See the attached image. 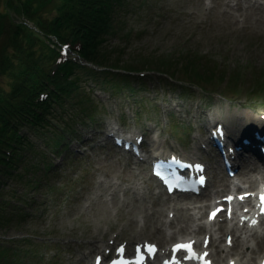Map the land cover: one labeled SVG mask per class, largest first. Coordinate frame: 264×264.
<instances>
[{
	"label": "rangeland",
	"instance_id": "obj_1",
	"mask_svg": "<svg viewBox=\"0 0 264 264\" xmlns=\"http://www.w3.org/2000/svg\"><path fill=\"white\" fill-rule=\"evenodd\" d=\"M115 24L116 32L100 47L103 61L160 69L158 65L168 60L173 70L169 72L178 79L176 71L181 72L189 56L212 70L218 67L215 76L201 83L205 91L195 85L188 91L187 83L169 84L165 75L152 74L139 80L142 84L131 81L113 93L82 78V108L55 110V116L63 118L44 136L25 130L36 151L43 152L36 156L42 161L30 156L28 164L55 165L47 173L35 171L36 188L0 179L3 198L12 197L11 192L19 195L0 207V246L16 250L20 264H88L113 233L118 242L150 240L164 245L168 235L183 228L179 221L162 226L168 233L162 240L155 228L167 221L169 211L185 208L187 221L194 215L205 217L207 200L160 194L148 164L115 148L105 137L109 129L144 135L147 158L152 150L166 147L207 160L212 170L207 194L219 191L218 183L227 184V177L215 157L195 151L194 135H205L218 121L231 135L259 126L264 92L249 89L264 80V0H127ZM4 82L1 78L0 86ZM179 86L185 91L182 95ZM209 91L221 96L211 99ZM60 139L62 144L56 145ZM237 175V183L247 186ZM164 199L169 207H161ZM173 213L178 217V211Z\"/></svg>",
	"mask_w": 264,
	"mask_h": 264
},
{
	"label": "trees",
	"instance_id": "obj_2",
	"mask_svg": "<svg viewBox=\"0 0 264 264\" xmlns=\"http://www.w3.org/2000/svg\"><path fill=\"white\" fill-rule=\"evenodd\" d=\"M126 1L0 0V79H5V86H0L2 177L25 187L39 185V179H33L35 171L48 172L47 165L39 168L37 164L42 160L36 156H43V152L38 153L28 137L19 136L18 128L29 125L36 136H44L55 127L56 120L63 118L55 116V110L61 113L71 106L82 108L86 101L80 91L82 78L92 80L110 93L129 85L133 78L113 70L139 68L112 65L103 61L104 55L100 53L101 45L116 32V18ZM62 44H70L92 67L71 62L57 65L58 47ZM187 58L180 66L181 72L176 71L178 80L187 83V89L196 85L205 91L201 83L213 78L218 67L212 70L199 60ZM170 66L166 60L158 65L160 69L154 70L172 75ZM254 90L264 92V80L253 84L249 92ZM44 91L49 95L39 101V94ZM62 124L66 126L67 122ZM4 150H11L9 160L3 159ZM30 156L37 162L28 164ZM18 169L27 173H19ZM2 192L0 187V207L9 204L10 198L19 197L11 192L12 197L3 198ZM17 254L12 248L0 246V264H20L15 260Z\"/></svg>",
	"mask_w": 264,
	"mask_h": 264
},
{
	"label": "bare ground",
	"instance_id": "obj_3",
	"mask_svg": "<svg viewBox=\"0 0 264 264\" xmlns=\"http://www.w3.org/2000/svg\"><path fill=\"white\" fill-rule=\"evenodd\" d=\"M248 124V123H247ZM249 126H250V122H249V124H248ZM156 152H161V153H163V154H170L171 152H173V151H171L170 149H168V148H166V147H162V148H159V149H156L155 150ZM155 153V152H154ZM244 169H245V171L243 172L242 170L239 172V174H241V179L243 180V182H245V183H248V185H249V188H252L253 189V187H256L257 185H258V182L259 181H262V180H264V173H263V171L261 170V168H259V167H256L253 163H251L250 165H248V166H245L244 167ZM225 182L224 181H221L220 183H218L222 188L219 190V191H216V192H214L213 193V196H215L216 194H218L219 192H221V191H223V190H225L226 189V184H224ZM234 188L235 189H241L242 191H241V193H243V192H246L247 191V189L246 188H240V186H238V185H235L234 184ZM206 195H208V196H210V195H212V193L211 194H206ZM204 196V195H203ZM202 196V197H203ZM162 203V205H161V207H169L170 205H171V203H170V201H168V200H166V199H164L163 201H161ZM177 204V203H176ZM185 208H183V207H180V208H176V209H172L171 211H174L175 212V210L176 211H178V217H175L174 218V220H173V222H170V223H168V224H176V221H179V222H181V223H183V228H180V230H178V234H173L172 236H171V238L168 240V241H171V242H175V241H177V239H178V236H180L181 234H183V235H185V236H187L188 234H191L190 233V226H189V223L191 222V221H193V219L195 218L194 216H193V218H190V220L189 221H187V219H188V217H187V215L184 213V210ZM171 211H169V212H171ZM166 224H162L161 225V227H157V228H155V231L157 232V233H159L160 234V236L161 237H163V239L162 240H164V241H166V238H165V236H166V234H165V230H163V228H162V226H165ZM201 229H203V226H200V225H198V230H201ZM220 230L221 231H224V232H228L227 231V229L226 228H220ZM232 231H229V233H232L233 234V236H235V230H233V229H231ZM246 233V232H245ZM225 234V233H224ZM163 235V236H162ZM172 239H175L174 241H172ZM235 241L236 242H239V239L237 238V237H235ZM171 242H169V243H167V244H170ZM249 241H246V243H245V247L247 248L249 245ZM222 252H223V249H221V246H220V248H219ZM262 249H264V241L261 239V241L258 243V244H256V249L255 250H252V252H250V254H249V256H245V259L243 260V263H245V264H249V262L250 261H253V257L254 256H256L258 253H260V251L262 250ZM230 251V250H229ZM220 252L218 251L215 255H214V263L215 264H219L220 263V254H219ZM253 255V256H252ZM238 256V255H237ZM244 257V255L243 256H241L240 257V261H241V259Z\"/></svg>",
	"mask_w": 264,
	"mask_h": 264
},
{
	"label": "snow or ice",
	"instance_id": "obj_4",
	"mask_svg": "<svg viewBox=\"0 0 264 264\" xmlns=\"http://www.w3.org/2000/svg\"><path fill=\"white\" fill-rule=\"evenodd\" d=\"M174 162L179 163L178 161H175V160ZM261 202H262V206H264V197L261 198ZM262 210H264V207H262ZM176 249H187L190 251L191 246L190 245H177ZM146 251L148 252L149 256H151L154 254L155 248L153 246H146ZM119 252L121 256H123V248H121ZM113 264H131V262L121 259L118 262H113ZM134 264H145V256L141 254V250L139 247L137 248V259L134 262Z\"/></svg>",
	"mask_w": 264,
	"mask_h": 264
}]
</instances>
